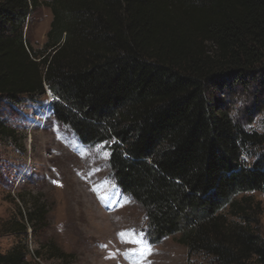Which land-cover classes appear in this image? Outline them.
I'll use <instances>...</instances> for the list:
<instances>
[{
	"label": "trees",
	"instance_id": "16d2710c",
	"mask_svg": "<svg viewBox=\"0 0 264 264\" xmlns=\"http://www.w3.org/2000/svg\"><path fill=\"white\" fill-rule=\"evenodd\" d=\"M40 4L0 0V112L4 100L50 92L58 123L84 145H108L150 244L177 236L212 264H264L260 209L247 196H264V136L228 109L237 90H251L264 110V0H50L38 51L28 32ZM13 137L0 116V138ZM45 215L27 210L26 223ZM32 257L17 246L0 264H38Z\"/></svg>",
	"mask_w": 264,
	"mask_h": 264
},
{
	"label": "rangeland",
	"instance_id": "374dc122",
	"mask_svg": "<svg viewBox=\"0 0 264 264\" xmlns=\"http://www.w3.org/2000/svg\"><path fill=\"white\" fill-rule=\"evenodd\" d=\"M39 1L28 32L38 51L52 20L46 6L50 0ZM52 100L56 98L46 92L3 101L0 116L14 137L0 138V255L19 246L29 261L39 253L38 264H212L201 254L188 255L177 236L149 243L142 208L121 192L111 174L108 145L82 144L68 126L56 121ZM255 104L251 90H237L228 109L246 131L264 136V110ZM261 150L249 153L257 156ZM247 196L259 206L257 229L264 239V196ZM36 207H43L46 215L44 224L33 229L25 215ZM17 224L26 225V232H14ZM121 233L128 234L125 240H143L144 245L122 242ZM50 244L70 258L52 257Z\"/></svg>",
	"mask_w": 264,
	"mask_h": 264
},
{
	"label": "snow or ice",
	"instance_id": "6c2138e0",
	"mask_svg": "<svg viewBox=\"0 0 264 264\" xmlns=\"http://www.w3.org/2000/svg\"><path fill=\"white\" fill-rule=\"evenodd\" d=\"M120 237H121V241L124 242V243H133V244H139V245H144V241L143 240H131V239H128V240H125L124 237L128 234H125V233H121L119 234ZM146 246V245H145ZM140 255H143V252L140 253Z\"/></svg>",
	"mask_w": 264,
	"mask_h": 264
},
{
	"label": "built area",
	"instance_id": "2783aa9c",
	"mask_svg": "<svg viewBox=\"0 0 264 264\" xmlns=\"http://www.w3.org/2000/svg\"><path fill=\"white\" fill-rule=\"evenodd\" d=\"M52 96V95H51ZM53 97V96H52Z\"/></svg>",
	"mask_w": 264,
	"mask_h": 264
}]
</instances>
